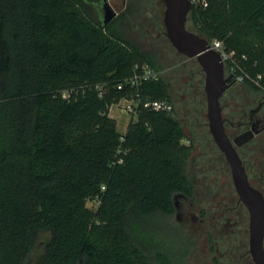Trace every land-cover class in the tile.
Segmentation results:
<instances>
[{"label":"trees","instance_id":"trees-1","mask_svg":"<svg viewBox=\"0 0 264 264\" xmlns=\"http://www.w3.org/2000/svg\"><path fill=\"white\" fill-rule=\"evenodd\" d=\"M99 1L0 0V264H181L189 236L176 217L194 196L190 150L208 139L205 153L223 154L201 116L207 104L188 107L198 130L187 145L169 81L119 87L136 62L160 68L115 19L103 25ZM187 25L246 54L262 79L242 83L264 90V0H195ZM137 91L174 112L143 109L121 133L109 108Z\"/></svg>","mask_w":264,"mask_h":264},{"label":"flooded vegetation","instance_id":"flooded-vegetation-1","mask_svg":"<svg viewBox=\"0 0 264 264\" xmlns=\"http://www.w3.org/2000/svg\"><path fill=\"white\" fill-rule=\"evenodd\" d=\"M139 1L141 3H137L138 0H129L128 9L125 12H118L116 18L120 21H127L129 20L128 16L133 15V11L139 13L143 10L147 11L148 5L156 9L154 11V17L155 14L157 17H161L159 18V34L160 36H165L164 39L168 42L165 41L166 43L164 42L160 45L163 48L162 56L167 59L166 61L170 62L172 60L168 66L173 71V74L168 78L171 88L175 84H179L178 88L186 96L191 93L190 88L193 87L195 92L197 94L199 93L200 98H203L205 89V73L203 69L199 68L195 59L180 53L167 36V29L164 22L166 0ZM187 23L188 16L186 27L189 31L195 32L188 27ZM177 54L184 57L186 59L185 62L175 64L174 57ZM152 56L157 60L153 54ZM236 88L246 89L252 96H239L234 91ZM221 106L226 131L233 143L239 135L248 132L252 133H250L251 138L244 144L236 146V149L243 162L250 184L260 190L264 195V95L245 83L235 81L223 94ZM198 156L201 159L198 162L195 163L196 158L192 159L194 161L192 165H196V167L193 166V170L202 174L205 166L198 165L197 163H201L202 161L204 163V160L207 162V159L213 162V157L205 152L199 153ZM221 157L226 165L224 166L231 174V180L229 181L230 192H225V196L228 199L217 200L215 198L211 200L210 206L204 211V215H197L195 211L196 202L194 200L196 194L194 191L193 199L187 200L189 213L193 221L199 220L201 229L203 230L202 234L205 237L206 246L208 247L205 253L207 256H210V262L213 264H255L250 247V214L237 194L227 159L224 154ZM215 189L216 187L213 184L212 191L209 190V193L213 194V191H216ZM230 201L232 202L229 204L228 202ZM178 209L180 210V205H178ZM190 241L192 242V246L194 242H198V237L193 231L190 233Z\"/></svg>","mask_w":264,"mask_h":264},{"label":"rangeland","instance_id":"rangeland-1","mask_svg":"<svg viewBox=\"0 0 264 264\" xmlns=\"http://www.w3.org/2000/svg\"><path fill=\"white\" fill-rule=\"evenodd\" d=\"M111 5L114 7V9L117 12H125L129 6V0H108ZM137 3H141L139 0ZM101 4L102 0L99 1V3L95 4V6L101 11ZM147 11H142L141 13L137 11H133V15L128 16L129 20H118V18H115L114 28L120 33L127 41H129L132 45L139 48L140 50L153 54L156 57V61L159 65L160 71H161V78L163 75V78H165L168 81V78L173 74V71L170 70L168 67L170 62L172 60L166 61L162 56V49L160 45H162L166 39H164L165 36H160L158 27L160 26V19L161 17H157L155 14L154 17V11L156 9L152 8L151 5H148ZM161 8V7H160ZM162 10V8H161ZM150 13V14H149ZM101 15V12H100ZM124 15V14H122ZM131 17V18H130ZM161 37V39H159ZM162 42V43H161ZM167 42V41H166ZM165 42V43H166ZM168 43V42H167ZM244 49L249 52L250 50L246 47ZM250 54V52H249ZM251 55V54H250ZM175 64H181V62H185V58L180 55H175L174 57ZM179 68V67H178ZM163 71V72H162ZM163 73V74H162ZM175 84V83H174ZM179 84H175L173 88H170V92L174 97V100L176 102V107L179 110V119L181 120L183 124V131L186 134L185 137L182 139V143L185 144H191L190 141V132L192 130H198V128L192 124L193 122V114L188 112V107L196 108L195 102H201L203 105L202 107L206 108V99L203 98H197L196 92L191 87L190 91L191 93L188 95H184L179 88ZM242 90V91H240ZM235 93H238L239 96H252L250 92H248L246 89H238L236 88ZM260 92L264 95V90H260ZM176 93V94H175ZM241 93V94H240ZM176 96V97H175ZM180 98V99H178ZM180 102V103H179ZM124 103L121 102L119 104H115L112 106L110 111V117H112L117 124V128L121 133H125L128 129V125L131 122V120L136 119L135 116L125 112L121 107ZM193 105V106H192ZM175 106V105H174ZM195 106V107H194ZM203 119L206 118V111L203 110L201 114ZM200 117V116H199ZM197 118V117H196ZM189 123V124H188ZM196 128V129H195ZM198 143V141L196 140ZM211 145L212 141L206 139L204 141H201L198 145L200 148H197L193 146L190 150L191 155L189 157V165L187 167V173L190 177H193L195 179V194L194 200L196 202V212L197 215L203 214L204 211L208 206H210L211 200L217 198V200H227L228 197L225 196V192H230V183L231 180V174L228 171V169L225 167V163L220 155L217 156L211 148L206 150L209 151L210 154H213V162L209 161L207 159L204 160V163H197L201 166H205L204 172L202 174H199L194 171L193 168L196 167V165H192L194 161L192 159L196 158V162H198L200 159V156H198L199 153L205 152V146ZM203 147V148H201ZM209 148V147H208ZM202 149V150H201ZM212 165V166H211ZM225 165V166H224ZM194 166V167H193ZM212 168V169H211ZM199 172V171H198ZM195 173V174H194ZM207 175V176H206ZM212 184V185H211ZM214 184V187H216V191H213L214 193L210 194L209 190L212 189ZM212 191V190H211ZM232 201L228 202L229 204ZM88 206L95 208V204L91 201H88ZM182 206V209H181ZM189 204L188 202H181L180 204V210H179V218L178 215L176 217L177 222L182 223L185 226V235H187L188 241L182 245V248L184 249V253L180 256V262L181 264H213L210 262V256H207L205 251L208 250V247L206 246L205 237L202 234L201 225L199 223V220L193 221L191 214L189 213ZM193 231V233L198 237V242H194L192 246V242L190 241V233ZM195 231V232H194ZM202 234V235H201ZM50 238V233H43L39 236V239L36 242V247L33 252V258H38V256L43 251L44 245L47 242V240ZM177 248L181 246L180 243H178ZM176 249V246H175ZM178 250V249H177ZM216 263V262H215Z\"/></svg>","mask_w":264,"mask_h":264},{"label":"water","instance_id":"water-1","mask_svg":"<svg viewBox=\"0 0 264 264\" xmlns=\"http://www.w3.org/2000/svg\"><path fill=\"white\" fill-rule=\"evenodd\" d=\"M192 0H166L164 22L167 36L180 53L197 59L205 73L207 117L212 137L230 165L235 189L250 214V247L255 264H264V195L254 188L248 179L236 146L247 142L251 132L229 138L224 124L221 99L235 82L227 76L224 62L218 52L211 49L210 42L186 27ZM118 16L108 0H102L101 20L108 25ZM252 134V133H251Z\"/></svg>","mask_w":264,"mask_h":264},{"label":"built area","instance_id":"built-area-1","mask_svg":"<svg viewBox=\"0 0 264 264\" xmlns=\"http://www.w3.org/2000/svg\"><path fill=\"white\" fill-rule=\"evenodd\" d=\"M195 0H192V2ZM211 49L218 52L224 62L225 69H227L229 76H232V79L236 82H245L250 81L258 86H261L262 74L253 75L251 74L246 67L243 65V62L247 60L246 54H239L236 50L228 49L225 42L219 39H215L210 42ZM161 79V71L152 66L149 62L143 60L136 62L133 68V74L127 78L123 83L119 84V87L122 88L124 84H129L131 87L139 88L143 83L150 81H159ZM99 96L103 97L106 89L105 85H99ZM64 96H67V91H64ZM123 102L122 109L138 117L141 110L145 109L147 111L153 112H174V104L168 99H143L140 92L137 91L131 96H126L120 99L117 103ZM113 104V105H115ZM112 105V106H113ZM112 106L109 108V115ZM130 124V123H129ZM129 126V125H128ZM127 131V130H126ZM121 140H124V137H121ZM121 149L118 151L121 153ZM122 159H118L117 162H122ZM105 186H103V190ZM99 199H96L93 203L96 205Z\"/></svg>","mask_w":264,"mask_h":264},{"label":"crops","instance_id":"crops-1","mask_svg":"<svg viewBox=\"0 0 264 264\" xmlns=\"http://www.w3.org/2000/svg\"><path fill=\"white\" fill-rule=\"evenodd\" d=\"M163 72V71H162ZM163 74V73H162ZM162 78H163V75H162ZM165 79V78H164ZM166 80V79H165ZM246 89H247V87H245ZM176 94V93H175ZM176 97V96H175ZM178 99H180V98H178ZM180 103V102H179ZM177 107H178V105H177ZM177 111H178V113H179V110L177 109ZM206 118H207V126H208V129H209V122H208V117H207V109H206ZM196 126V125H195ZM196 129V128H195ZM192 132V131H191ZM191 132H190V135H191ZM209 132H210V130H209Z\"/></svg>","mask_w":264,"mask_h":264}]
</instances>
